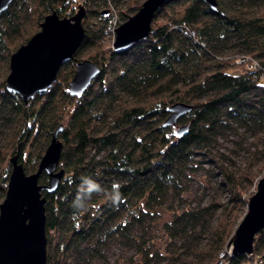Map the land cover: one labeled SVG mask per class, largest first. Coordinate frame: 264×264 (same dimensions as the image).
<instances>
[{
	"label": "trees",
	"instance_id": "16d2710c",
	"mask_svg": "<svg viewBox=\"0 0 264 264\" xmlns=\"http://www.w3.org/2000/svg\"><path fill=\"white\" fill-rule=\"evenodd\" d=\"M142 1L14 0L0 13V70L8 71L12 53L48 14L74 15L80 7L86 12L85 38L49 90L25 103L0 78V126L12 132L9 148L0 146V203L10 156L18 154L26 171L35 172L62 126L59 169L65 174L55 192H43L46 264H92L115 239L135 247L132 260L138 264H157L171 257L169 244L149 236L158 221L170 241L181 240L185 256L173 255L180 257L178 264H264V229L252 255L227 251L247 199L242 177L223 165H216L218 195L212 203L175 211L170 219L161 216V208L182 196L183 185L200 169L198 156H209L218 138L238 127L264 138V0H217L216 9L204 0H167L147 39L127 50H107L108 33L114 35L115 25ZM88 51L101 71L83 94L73 95L69 83ZM245 58L258 68L241 71ZM176 102L193 105L178 120L188 126L182 136L164 125ZM48 181L42 173L40 182ZM212 207L220 208L214 220Z\"/></svg>",
	"mask_w": 264,
	"mask_h": 264
},
{
	"label": "water",
	"instance_id": "95a60500",
	"mask_svg": "<svg viewBox=\"0 0 264 264\" xmlns=\"http://www.w3.org/2000/svg\"><path fill=\"white\" fill-rule=\"evenodd\" d=\"M14 0H0V13L6 11ZM167 0H144L135 14L115 30L113 47L127 50L149 37L157 10ZM212 9L217 0H204ZM85 10L80 7L72 16L61 17L56 11L48 14L40 30L22 44L10 57V71L6 89L16 93L28 103L37 93L49 90L58 79L61 67L71 61L86 32L83 25ZM101 66L91 59L78 61L69 83L73 95L83 94L100 73ZM193 109L186 102H176L168 110L165 126L178 127V120ZM188 126L181 125L177 136L186 133ZM58 127L41 157L37 170L27 172L24 163L15 154L10 158L11 173L4 200L0 203V264H46V202L44 191L53 193L65 174L59 169L63 141ZM42 173L49 176L41 183ZM247 213L227 242L231 254H253L254 242L264 229V177L259 180L257 191L247 201Z\"/></svg>",
	"mask_w": 264,
	"mask_h": 264
},
{
	"label": "rangeland",
	"instance_id": "374dc122",
	"mask_svg": "<svg viewBox=\"0 0 264 264\" xmlns=\"http://www.w3.org/2000/svg\"><path fill=\"white\" fill-rule=\"evenodd\" d=\"M142 3L140 4L142 5ZM76 5L78 6L77 3ZM124 6L125 5L121 7ZM123 9L126 10L125 8ZM112 11L115 14L114 18L120 19L117 9L112 8ZM133 14H130V16ZM114 39V35L112 33H108L104 42L107 50L113 48ZM89 54L90 51L87 52V55L83 54L81 58L89 59L87 57ZM243 69H241V71H243ZM9 71L10 69H8V71L0 70V78L7 77ZM175 129H179V126ZM11 138L12 132L9 126L6 128L0 126V146L4 149L9 148L12 140ZM209 154V156H198L199 159H202V162H200V169H198V171L194 174L195 176L192 180L183 185L184 191L182 192V196H175V199H171L163 206V208H161V216H163L162 219L172 218V213L175 211L182 212L185 209L205 207L212 203L214 201L213 198H217L218 195L214 188V185L216 184L215 182L219 177L217 175L218 165H223L225 168L234 172L236 176L242 177V184L246 190L245 197L247 201L250 196L255 194L259 180L264 177V138H256L244 128L238 127L235 131H230L226 137L218 138V143L215 147H213ZM11 157L12 155L10 158ZM252 177L254 179L253 181L250 180ZM4 198L1 199V202L4 200ZM223 198L224 197L219 196V202L221 204L224 202ZM199 203H201V205H199ZM247 208L248 206H246V211L241 210L237 220L238 224H235L236 228L247 213ZM219 213L220 208L217 209V207H212L209 211V215L212 214L213 220L218 216ZM207 218H209V216H207ZM236 228L234 229V232ZM148 232L150 237L155 238L158 245L162 244L167 248V245L169 244L170 247L171 257L164 258L162 262L157 264H178L180 257L185 256L184 250L180 244L181 240L176 239L173 242L170 241V235L165 230L161 221L155 223L153 222V228H151ZM207 243V240H203L202 245H207ZM227 251L231 254L230 249H227ZM135 254V247H129L123 241L115 239L104 251V258L97 259L92 264H138L136 260H132L133 257L134 259L137 258H135ZM175 254H180V257H173ZM220 263L221 261L216 264Z\"/></svg>",
	"mask_w": 264,
	"mask_h": 264
},
{
	"label": "built area",
	"instance_id": "2783aa9c",
	"mask_svg": "<svg viewBox=\"0 0 264 264\" xmlns=\"http://www.w3.org/2000/svg\"><path fill=\"white\" fill-rule=\"evenodd\" d=\"M118 27V25H115V27H114V29H113V31H114V36H115V30H116V28ZM241 61L243 60H245V61H247V66L245 67V69L243 70V71H247V70H255V69H257L258 68V64H257V62H255V61H250V60H248V58H245V59H240Z\"/></svg>",
	"mask_w": 264,
	"mask_h": 264
}]
</instances>
